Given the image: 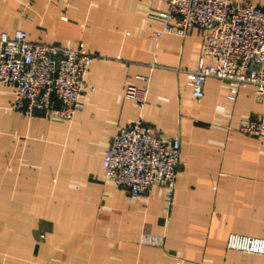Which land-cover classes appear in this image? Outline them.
Returning <instances> with one entry per match:
<instances>
[{
  "label": "crops",
  "instance_id": "1",
  "mask_svg": "<svg viewBox=\"0 0 264 264\" xmlns=\"http://www.w3.org/2000/svg\"><path fill=\"white\" fill-rule=\"evenodd\" d=\"M166 9L167 0H0V34L83 44L98 56L84 108L68 123L23 119L13 89L0 87V264H264L225 247L232 233L264 239V139L236 132L264 116V102L251 88L230 102L228 84L213 78L193 98L187 72L204 34L165 35L156 45L157 14ZM148 76L139 112L123 90ZM138 118L179 139L180 164L172 191L131 199L101 166L116 131ZM142 233L163 236V246H140Z\"/></svg>",
  "mask_w": 264,
  "mask_h": 264
},
{
  "label": "built area",
  "instance_id": "2",
  "mask_svg": "<svg viewBox=\"0 0 264 264\" xmlns=\"http://www.w3.org/2000/svg\"><path fill=\"white\" fill-rule=\"evenodd\" d=\"M34 0H29L32 2ZM50 1V0H43ZM162 22L152 40L157 45L165 35L186 38L193 29L204 35V44L194 70L187 72V85L196 100L213 78L228 84L227 100L251 88L264 102V7L234 0H167V9L157 14ZM98 56L78 44L75 48L32 43L24 31L0 34V87L13 89L12 108L23 118L41 114L54 122H71L84 108L85 78ZM156 67L150 64V72ZM143 86H125L123 98L139 112L147 102L150 76L138 78ZM91 92L93 89L90 90ZM236 132L264 139V116L241 121ZM178 138L150 131L141 118L119 128L102 160L104 178L131 199L152 188L172 191L180 164ZM140 246L162 247L163 236L142 233ZM229 251L264 257V239L229 234Z\"/></svg>",
  "mask_w": 264,
  "mask_h": 264
}]
</instances>
